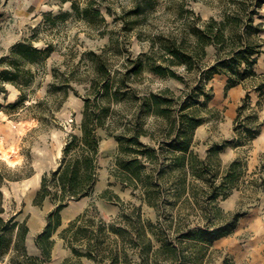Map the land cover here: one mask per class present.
I'll use <instances>...</instances> for the list:
<instances>
[{
	"label": "trees",
	"instance_id": "obj_1",
	"mask_svg": "<svg viewBox=\"0 0 264 264\" xmlns=\"http://www.w3.org/2000/svg\"><path fill=\"white\" fill-rule=\"evenodd\" d=\"M102 1L89 0L83 10L73 1L72 7L86 17L91 10L100 13ZM158 3L159 0H132L131 7L124 9L120 15L123 31L128 33L147 23ZM233 3L235 9L221 19L211 17L203 20L200 15L185 17L183 15L186 10L180 7L179 13L185 17L180 30L145 38L150 40V49L137 56L129 54L126 70L118 80L101 79L102 70L107 69L104 54L89 52L93 56L94 76L91 91L84 97L81 134L70 135L63 147L59 165L43 174L41 187L34 199V203L41 207L47 200L54 205L47 214L43 230L34 239L39 249L38 255L31 254L28 249L30 228L27 222L18 219L19 211L9 213L5 206L3 183L7 179L17 180L23 177L16 176L13 169L6 167L0 173V264H51L56 244L55 234L63 225L62 211L71 202L91 196L95 191L100 168L98 156L104 138L100 129L106 130L108 135L119 142L112 175L124 186L132 187L133 191L139 189L142 204L161 211L166 203H175L170 195L179 200L186 193L189 179L202 183V188L194 192V197L196 203L205 205L208 216L204 224L182 233V238L187 241V249L195 245L208 250L215 240L234 230L238 220L246 212L235 211L225 221L213 220L212 206L221 210L218 201L228 197L240 178L246 174L244 164L240 159H235L226 171L219 173L209 160L233 140L213 142L207 150L206 158L200 157L194 150L196 129L207 121L202 110L214 111L209 107V101L214 97L209 83L215 75L228 76L226 90L247 79L260 78L254 65L264 51V40L260 38L264 28L261 24H255V15L260 13L264 0H234ZM68 15L69 13L63 14ZM136 33L142 38V29ZM112 41L120 50L121 38H112ZM210 46L215 49V58L211 62L207 61ZM51 52V47L39 48L30 40L12 44L9 65L0 69V79L2 84L13 83L21 93L17 100L7 105L0 102V114L2 111L12 114L28 107L25 89L36 81V72L30 65L44 63ZM177 67H183L185 73L194 75L193 82L189 83L184 74L178 73ZM145 69L160 76L175 77L188 84V90L177 99L167 95L169 89L143 97L135 92H127L131 77L139 75ZM70 83V78L58 84L52 82L48 94L55 93V90L67 92L71 87ZM252 91L259 95L255 106H252ZM125 99L133 101L135 108L131 110L130 117L126 116L125 122L121 119L115 123L112 105ZM42 104L41 100L37 102V106ZM263 108L264 79H261L246 93L234 121V130L244 140L250 141L260 134L263 123L259 112ZM246 109L251 111L246 114ZM44 115L43 112L39 119H45ZM149 115L163 121L154 132L145 126ZM145 136L150 142L143 140ZM240 143L243 140L240 139L238 144ZM240 167L242 171H239ZM167 183L170 184L169 187H165ZM256 186L264 190V177H261ZM108 193L109 190H106L101 197L109 199ZM95 209L94 204L90 205L59 233L79 258L77 261L66 259L63 264H83L82 257L95 264L153 263L150 258L155 259L159 253V249H155V240H159L156 230L158 219V222L145 219L140 205L132 206L128 211L123 208L121 221L107 224L101 219L95 220ZM128 245L133 250L132 256ZM164 247L172 250V259L179 250L184 251L182 246H175L171 242ZM183 253L178 255L180 264H189L188 256ZM204 256L205 252H201L193 264H202Z\"/></svg>",
	"mask_w": 264,
	"mask_h": 264
},
{
	"label": "rangeland",
	"instance_id": "obj_2",
	"mask_svg": "<svg viewBox=\"0 0 264 264\" xmlns=\"http://www.w3.org/2000/svg\"><path fill=\"white\" fill-rule=\"evenodd\" d=\"M73 1L83 10L89 0H0L1 69L9 65L10 48L17 41L30 40L39 48L51 47L52 49L51 55L44 63L30 65L36 72V81L25 89L28 107L12 114L6 112L0 114V173L4 172L6 167L13 169L16 176L23 177L17 180L7 179L3 183L5 206L9 213L19 211L18 219L29 225L27 246L33 255L39 254L34 241L35 236L43 230L47 214L54 208L49 200L42 207L34 203L41 187L42 176L60 161L63 147L70 135L81 134L84 97L91 91L90 85L94 76L93 56L89 52L104 54L107 69L102 70L101 79L118 80L126 70L129 54L137 56L150 49V40L145 39L148 36L155 37L159 33L177 32L183 26L185 17L200 15L203 20L211 17L221 19L226 13L235 9L234 0H159L147 23L125 33L120 15L124 9L131 7L132 0H103L99 7L100 13L91 10L86 17L73 9ZM180 7L185 8L183 15L185 17L179 13ZM65 13L69 15L63 16ZM255 24H261L264 28V6L260 13L255 15ZM140 29L143 30L142 38L136 33ZM112 38H121L120 50L116 48ZM260 38L264 40V29ZM214 58L215 49L210 46L207 61L211 62ZM177 70L178 73L185 75L189 83L193 82L194 75L185 73L183 67H177ZM67 78L71 79V87L67 92L55 90V93L48 94L52 82L58 84ZM129 88L127 92H135L139 97L151 93H163L162 91L169 89L167 95L177 99L186 93L188 84L175 77L160 76L145 69L139 75L131 77ZM14 92L17 93L15 98L17 100L21 93L20 89L10 82L2 84L0 79V100L5 105L13 102L9 97L14 96ZM40 100L43 104L37 106ZM256 102L252 99V106H255ZM112 107L115 110L113 115L115 123L121 119L125 122L126 116H131L130 112L135 108V103L125 99ZM224 108L222 106L213 112L202 110V114L207 118V124H202L204 127L200 125L201 127L196 129L194 145V150L202 158L207 157V150L215 141L231 139L233 141L230 144L234 146H244L250 142L241 138L240 135L236 139L220 133V122L225 119ZM250 111L251 109H246L245 113ZM43 112L45 119H39ZM162 123V120L149 115L145 126L154 132ZM100 133L104 137L98 156L101 183H98L94 193L85 200V207L71 204L62 211L63 225L55 234L56 244L51 264H63L66 259L73 261L79 259L59 233L92 204L95 205L97 213L95 220L101 219L107 224L120 222L123 208L128 211L132 206L140 205L143 207L145 219L154 222L159 220L156 229L159 240H155V249H159V253L155 259L150 258L152 264H180L178 255L182 252L188 256L189 264H193L201 252H205L202 264H238L232 256L227 257L228 248L220 242L215 246L213 243L208 250L204 248L202 250L201 246L195 245L187 249V241L181 236L187 229H195L204 224L208 216L205 205L201 202L196 203L194 197V192L203 186L200 181L189 179L188 189L179 200L170 195L175 203H166L163 210L156 211L154 207L142 204L139 189L133 191L132 187L124 186L112 175L119 142L115 137L108 135L104 129H100ZM240 139L243 143L238 144ZM143 140L150 142L146 136ZM243 150L246 152V149ZM221 152L209 159L219 173L226 171L233 160L240 159L243 163L246 158V154L241 152L238 157L230 160L222 156ZM242 170L240 167L239 171ZM261 177L264 176L261 175ZM261 177L260 174H244L235 186L242 190V200L238 208L226 211L220 207L219 203L223 200L220 199L218 205L221 210L212 206L213 220L225 221L235 211L246 212L249 204L257 201L262 194L261 191H264L256 186ZM169 185L167 183L165 187ZM106 190H109L107 194L109 199L101 197ZM151 236L154 238L152 234ZM168 242L175 246H182L184 251L179 250L176 257L172 259L174 256L172 250L164 247ZM127 248L132 256L131 246L128 245ZM81 260L83 264H95L86 257H82Z\"/></svg>",
	"mask_w": 264,
	"mask_h": 264
},
{
	"label": "crops",
	"instance_id": "obj_3",
	"mask_svg": "<svg viewBox=\"0 0 264 264\" xmlns=\"http://www.w3.org/2000/svg\"><path fill=\"white\" fill-rule=\"evenodd\" d=\"M254 70L260 75V78L247 79L243 83L232 86L227 90L226 85L228 76L226 74H217L210 81L209 87L213 88L214 97L209 101V107L213 110L222 106L225 107V119L220 122L219 127L221 134L236 139L239 137V133L234 130V121L238 113V107L242 103L248 90H250L252 84L264 79V51L258 56V60L254 65ZM251 95L252 99L256 102L259 98L257 93L252 92ZM16 96L17 93L14 92V96L9 97L10 101H14ZM0 102L2 101L0 100ZM1 113H3V111ZM259 114L260 120L263 123L260 134L244 146H234L231 144L226 146L221 154L227 159L233 160L243 152V154H246V158L243 161V167L246 173H251L253 175L260 174L261 177V175L264 176V169L262 170L264 167V108L260 110ZM204 124H207V122ZM201 126L204 127V125ZM242 148L246 149V152ZM101 149L102 147L100 146V150ZM225 153L226 155H224ZM58 165L59 162L50 168L54 169ZM99 170L100 169H98L99 179L96 187L98 183H101V174ZM261 192L260 198L257 201L255 200L254 203L249 204V208L246 213L240 217L234 230L230 234L222 236L214 241V246L220 242L227 247V257L232 256L238 264H264V191ZM88 197L89 196H86L78 201H73L70 205L79 204L85 207V200ZM241 200L242 190L235 187L231 195L221 200L219 205L226 211H233L238 208Z\"/></svg>",
	"mask_w": 264,
	"mask_h": 264
}]
</instances>
